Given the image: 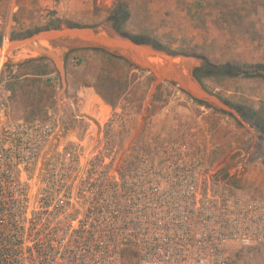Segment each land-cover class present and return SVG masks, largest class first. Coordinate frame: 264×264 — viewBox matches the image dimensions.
<instances>
[{
  "label": "built area",
  "instance_id": "1",
  "mask_svg": "<svg viewBox=\"0 0 264 264\" xmlns=\"http://www.w3.org/2000/svg\"><path fill=\"white\" fill-rule=\"evenodd\" d=\"M102 114L45 154L55 121L13 118L0 95V264H232L264 247V197L220 173L201 126L131 142L130 115Z\"/></svg>",
  "mask_w": 264,
  "mask_h": 264
},
{
  "label": "rangeland",
  "instance_id": "2",
  "mask_svg": "<svg viewBox=\"0 0 264 264\" xmlns=\"http://www.w3.org/2000/svg\"><path fill=\"white\" fill-rule=\"evenodd\" d=\"M120 2L129 11V18L120 22L123 32L146 35L174 55L204 58L221 69L210 74L197 69L194 78L228 111L206 106L208 114L198 119L196 100L177 85L155 84L151 73L100 51L61 55L53 50L60 73L51 61L26 56L27 49L21 48L6 53L1 72L0 95L7 98L11 116L55 121L58 129L45 154L56 145L57 136L65 142L84 135L92 115H97L98 98L131 116V142L178 138L190 125L201 126L217 146L210 160L218 161L220 173L232 186L264 197V133L233 108L252 109L264 120V72L255 69L264 64V0H13L5 35L0 33L5 40L0 50L6 42L9 46L47 27L74 24L116 30L111 16ZM7 12L0 1V14ZM237 156L246 160L242 171L235 170ZM235 260L264 264V247Z\"/></svg>",
  "mask_w": 264,
  "mask_h": 264
},
{
  "label": "water",
  "instance_id": "3",
  "mask_svg": "<svg viewBox=\"0 0 264 264\" xmlns=\"http://www.w3.org/2000/svg\"><path fill=\"white\" fill-rule=\"evenodd\" d=\"M21 48H26L40 58L51 61L60 73V62L53 50L61 52V55L82 49L100 51L125 61L135 70L151 73L155 78V84L168 82L177 85L203 105L228 111L222 101L210 95L194 78V71L197 69L210 74L217 72L219 68L214 67L204 58L170 55L150 44L136 42L111 26L99 29L66 25L42 29L11 41L6 53ZM151 58L158 59L161 63L158 66L152 64L149 62Z\"/></svg>",
  "mask_w": 264,
  "mask_h": 264
},
{
  "label": "trees",
  "instance_id": "4",
  "mask_svg": "<svg viewBox=\"0 0 264 264\" xmlns=\"http://www.w3.org/2000/svg\"><path fill=\"white\" fill-rule=\"evenodd\" d=\"M115 6L116 7H115V10L112 13L111 19L115 23V29H116V31H118L119 33H121L124 36H127L129 38H132L136 42L150 44V45L156 47L157 49H160V50L165 51L166 53H168L170 55H174L173 53L169 52L168 50H166L165 48H163L159 43H157L156 41L150 39V37H148L146 35L132 36V35H130L128 33L123 32L122 29L120 28V22L129 18V11L127 9L128 6H127V4H125L123 2L117 3ZM68 26H72V27H75V26H77V27H88V26H78V25H74V24L68 25ZM54 27H47V28H54ZM47 28H45V29H47ZM39 30H41V29H38V30H35L33 32L27 33V35H30L32 33H35V32H37ZM1 42H2V37L0 35V46H1ZM109 58L112 59L111 56ZM255 69H257L258 71H260V73L261 72H264V64L263 65H258ZM256 75L257 74L254 73L253 76H256ZM197 103L202 104L200 102H197ZM233 108L236 110V112L244 120L251 121L253 123V126L260 133H264V120L261 118V116L256 111H253L252 109H249V108H246L245 109V108H243V107H241L239 105H235V106H233Z\"/></svg>",
  "mask_w": 264,
  "mask_h": 264
},
{
  "label": "bare ground",
  "instance_id": "5",
  "mask_svg": "<svg viewBox=\"0 0 264 264\" xmlns=\"http://www.w3.org/2000/svg\"><path fill=\"white\" fill-rule=\"evenodd\" d=\"M43 45L46 46V44H44V43H43ZM7 48H8V43L6 42V43L3 44V49L0 50L1 51L0 52V65H3V63H4L3 60H5ZM54 52H56V54H60L61 53V52H59L57 50H54ZM24 55L29 56V57H36L37 56L36 53H34V52H32V51H30L28 49L27 50L24 49ZM149 62L152 63V64H156L157 66L159 65V63H161L160 60H158V59H152V58L149 59Z\"/></svg>",
  "mask_w": 264,
  "mask_h": 264
},
{
  "label": "crops",
  "instance_id": "6",
  "mask_svg": "<svg viewBox=\"0 0 264 264\" xmlns=\"http://www.w3.org/2000/svg\"><path fill=\"white\" fill-rule=\"evenodd\" d=\"M62 61V64H63V60ZM198 102V101H197ZM96 106H95V109H96V113L97 115L96 116H93L92 117H97L101 122H103L104 120V115L102 113H108L110 112V110L112 109V107L108 104H105V102L101 99V98H98L97 102L94 103ZM102 109H105V111H103ZM99 112V114H98Z\"/></svg>",
  "mask_w": 264,
  "mask_h": 264
},
{
  "label": "flooded vegetation",
  "instance_id": "7",
  "mask_svg": "<svg viewBox=\"0 0 264 264\" xmlns=\"http://www.w3.org/2000/svg\"><path fill=\"white\" fill-rule=\"evenodd\" d=\"M218 71H221V69H219ZM218 71H217V72H218Z\"/></svg>",
  "mask_w": 264,
  "mask_h": 264
}]
</instances>
